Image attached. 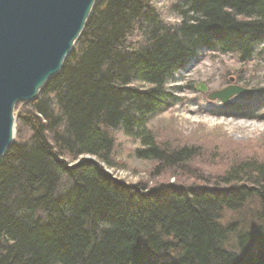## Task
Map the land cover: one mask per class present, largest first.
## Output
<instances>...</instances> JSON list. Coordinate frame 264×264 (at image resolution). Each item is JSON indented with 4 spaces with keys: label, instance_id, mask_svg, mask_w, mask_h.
<instances>
[{
    "label": "trees",
    "instance_id": "1",
    "mask_svg": "<svg viewBox=\"0 0 264 264\" xmlns=\"http://www.w3.org/2000/svg\"><path fill=\"white\" fill-rule=\"evenodd\" d=\"M156 4L96 0L58 73L14 106L0 157V264H264V157L209 183H128L110 172L118 132L160 168L190 164L196 144L148 128L173 106L178 71L202 52L264 55V0ZM252 89L216 115L264 120V85ZM250 199L260 224L235 233L220 222Z\"/></svg>",
    "mask_w": 264,
    "mask_h": 264
},
{
    "label": "rangeland",
    "instance_id": "2",
    "mask_svg": "<svg viewBox=\"0 0 264 264\" xmlns=\"http://www.w3.org/2000/svg\"><path fill=\"white\" fill-rule=\"evenodd\" d=\"M156 1L157 7L166 10L173 0ZM230 77L233 84L243 87L263 86L264 55L255 50L250 60L241 62L235 54L202 52L178 71L173 106L149 121L148 128L161 141L174 146L187 142L197 145L202 154L199 153L190 164L173 170L160 168L152 160L136 157L134 151L142 147L140 143L118 132L115 136V161L118 165L110 169L112 175L128 183L168 181L189 184L194 180L209 183L216 177L220 178L232 163L248 157L262 159L264 120L240 118L234 112L232 116H217L220 102L206 97L209 91L229 84ZM200 84L206 91L197 89ZM258 208L257 200L250 199L236 210H224L220 222L234 224L235 233L242 232L260 224ZM234 245L235 235H230L227 246L232 248Z\"/></svg>",
    "mask_w": 264,
    "mask_h": 264
},
{
    "label": "water",
    "instance_id": "3",
    "mask_svg": "<svg viewBox=\"0 0 264 264\" xmlns=\"http://www.w3.org/2000/svg\"><path fill=\"white\" fill-rule=\"evenodd\" d=\"M96 0H0V157L15 135L14 106L34 100L60 70ZM197 89L206 91L200 84ZM252 88L229 84L209 91L227 104Z\"/></svg>",
    "mask_w": 264,
    "mask_h": 264
}]
</instances>
